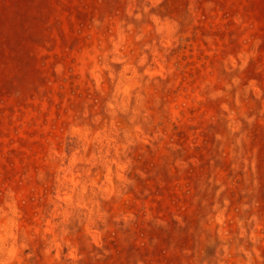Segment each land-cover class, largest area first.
Returning <instances> with one entry per match:
<instances>
[{
  "label": "rangeland",
  "instance_id": "374dc122",
  "mask_svg": "<svg viewBox=\"0 0 264 264\" xmlns=\"http://www.w3.org/2000/svg\"><path fill=\"white\" fill-rule=\"evenodd\" d=\"M0 264H264V0H0Z\"/></svg>",
  "mask_w": 264,
  "mask_h": 264
}]
</instances>
